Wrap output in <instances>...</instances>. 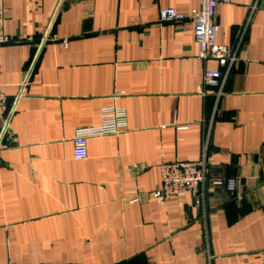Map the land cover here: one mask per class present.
<instances>
[{"label":"crops","instance_id":"crops-1","mask_svg":"<svg viewBox=\"0 0 264 264\" xmlns=\"http://www.w3.org/2000/svg\"><path fill=\"white\" fill-rule=\"evenodd\" d=\"M199 3L0 0L16 38L1 48L0 264H264V0H219L216 42L238 60L218 101L200 93L191 21H158ZM108 106L127 129L77 160L76 129ZM205 138L206 196L159 204L160 164L200 160ZM228 178L236 190L214 184Z\"/></svg>","mask_w":264,"mask_h":264},{"label":"built area","instance_id":"built-area-1","mask_svg":"<svg viewBox=\"0 0 264 264\" xmlns=\"http://www.w3.org/2000/svg\"><path fill=\"white\" fill-rule=\"evenodd\" d=\"M218 3L219 0H200L199 7L189 13L181 12L174 7H164L159 10L158 14V21L161 23L191 21L198 45L197 59L204 64L200 93L203 96H215L217 101L225 93L227 78L238 60L237 46L216 42L217 27L214 16ZM15 40L16 38L12 36L0 35V67L2 46ZM63 43L66 45L67 40H63ZM211 59L217 61L224 70L209 68L207 63ZM9 117L8 100L0 85V151L7 147L5 134ZM127 127L125 108L117 106L102 108L101 122L98 125L76 129L73 138L74 158L77 160L87 158L89 138L118 134ZM207 145L208 138H205L202 148L203 155L198 161L172 160L160 164V185L153 191V196L159 204H164L170 198L185 193L197 199L206 196L209 183V163L205 156ZM214 184L226 186L228 190L234 191L238 182L234 178H228L215 180Z\"/></svg>","mask_w":264,"mask_h":264}]
</instances>
